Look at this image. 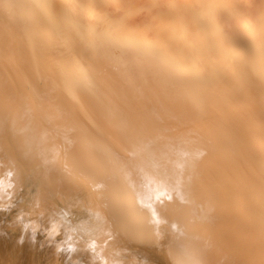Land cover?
I'll use <instances>...</instances> for the list:
<instances>
[{"label": "bare ground", "instance_id": "bare-ground-1", "mask_svg": "<svg viewBox=\"0 0 264 264\" xmlns=\"http://www.w3.org/2000/svg\"><path fill=\"white\" fill-rule=\"evenodd\" d=\"M9 172L0 264H264V0H0Z\"/></svg>", "mask_w": 264, "mask_h": 264}, {"label": "clouds", "instance_id": "clouds-1", "mask_svg": "<svg viewBox=\"0 0 264 264\" xmlns=\"http://www.w3.org/2000/svg\"><path fill=\"white\" fill-rule=\"evenodd\" d=\"M12 173H7V179L0 178V211L6 210L7 207L10 206V203H4V201H11L12 198V189L14 188V184L12 183ZM165 197L166 199H171L169 195L164 192H157L155 194L154 200H160L161 197ZM150 200L152 198H149ZM145 207L149 210H152L153 221L158 225L161 223L158 219H156V214L153 209V202H142ZM18 220L23 222V217H18ZM38 225L34 222H23V229L25 232L31 230L33 234L38 229ZM175 227V226H174ZM60 225L57 222H52L50 228L47 230V235L50 238H55L59 235ZM22 242V241H21ZM66 247H58L57 251H66L71 254L76 251L75 244L72 242V236H68L64 241ZM88 250L93 254L94 260L93 264H96V261H99V264H109V261L103 256V246H100L96 243L95 240L90 241L87 245ZM70 258V257H69ZM112 264H119V261H113Z\"/></svg>", "mask_w": 264, "mask_h": 264}]
</instances>
